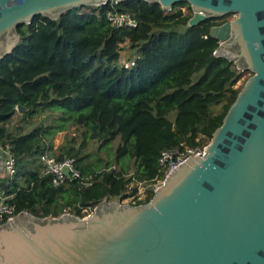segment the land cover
I'll list each match as a JSON object with an SVG mask.
<instances>
[{"label": "trees", "instance_id": "1", "mask_svg": "<svg viewBox=\"0 0 264 264\" xmlns=\"http://www.w3.org/2000/svg\"><path fill=\"white\" fill-rule=\"evenodd\" d=\"M177 5L108 0L17 25L20 41L0 60V145L10 146L17 165L0 175V192L17 216L84 217L104 199L133 195L134 205L148 203L164 175L163 151L210 142L248 70L217 54L210 32L225 18L191 26L192 14ZM112 9L132 13L138 26H113ZM61 131L64 143L54 151ZM46 152L74 157L81 177L54 184L40 159Z\"/></svg>", "mask_w": 264, "mask_h": 264}, {"label": "water", "instance_id": "2", "mask_svg": "<svg viewBox=\"0 0 264 264\" xmlns=\"http://www.w3.org/2000/svg\"><path fill=\"white\" fill-rule=\"evenodd\" d=\"M107 1L0 0V60L19 23ZM149 1L188 4L191 26L234 14L210 34L252 75L206 153L176 166L148 203L104 199L90 219L23 212L0 225V264H264V0Z\"/></svg>", "mask_w": 264, "mask_h": 264}, {"label": "built area", "instance_id": "3", "mask_svg": "<svg viewBox=\"0 0 264 264\" xmlns=\"http://www.w3.org/2000/svg\"><path fill=\"white\" fill-rule=\"evenodd\" d=\"M106 17L109 22L116 27L135 28L138 26V20L130 12H119L112 9L106 12ZM207 145L208 143H203L193 147L182 144L163 151L159 158V164L164 169V175L161 178H157L156 181L151 185V188L154 190V192L158 187L165 183L170 172L176 166L188 158L196 156L197 154L203 156L206 153ZM0 152L3 156L5 172H7L9 175L15 174L17 171L16 157L13 154L10 146L0 145ZM40 159L44 163L45 173L52 175L53 183L56 185H60L81 177V172L76 166L74 157H67L65 159L58 160L51 152H46L40 156ZM139 187H143L142 191L146 192V186L144 184L139 183L138 189ZM7 198L8 196L4 192H0V225L16 216L13 207L7 203ZM131 202L133 204L135 199ZM94 208H85L84 211L92 212Z\"/></svg>", "mask_w": 264, "mask_h": 264}, {"label": "rangeland", "instance_id": "4", "mask_svg": "<svg viewBox=\"0 0 264 264\" xmlns=\"http://www.w3.org/2000/svg\"><path fill=\"white\" fill-rule=\"evenodd\" d=\"M87 9H88L87 6H82V5H80V11L87 10ZM176 9H182L184 13H188V12H190V13L193 15V10H192V9H189V8H188V5H186V4H178ZM56 13H57V12H56ZM234 17H235L234 14H230V15H227L226 18L230 20V19H233ZM124 52H127V50H125ZM124 52H122V56H123V58H124V56H125ZM251 75H252V72H251V71H247V72L245 73L244 77L238 82L237 86L243 85L244 82L247 80V78L250 77ZM71 132L73 133L74 130L72 129ZM103 150H104V149H102L101 152H102ZM87 151L90 153V149H87ZM108 156L113 160V159L115 158V151L112 149V150H111V154L108 155ZM125 158H129V156H127V157H125ZM89 160H90V155H89ZM142 190H143V187H139L138 192H137L138 198H141V197H144V196H145V193H146V192H144V191H142ZM134 197H135V195H133V196H131V197H129V198H125V199H123L120 203H121V204L132 205V202H131V201L135 199ZM102 203H104V202H101L100 204H98L97 207H98L99 205H101ZM96 209H97V208H94V209L92 210V212H91V211L86 212V216H84V218H88V217H90V215L93 216V215L95 214V212H96ZM63 215H65V214H63ZM1 225H2V224H1Z\"/></svg>", "mask_w": 264, "mask_h": 264}, {"label": "crops", "instance_id": "5", "mask_svg": "<svg viewBox=\"0 0 264 264\" xmlns=\"http://www.w3.org/2000/svg\"><path fill=\"white\" fill-rule=\"evenodd\" d=\"M66 134L67 133L65 131H61L57 134V136L55 138V142H54V151H58L59 148L61 147V145H63ZM3 163H4L3 162V156H2V153L0 152V175L5 173Z\"/></svg>", "mask_w": 264, "mask_h": 264}, {"label": "flooded vegetation", "instance_id": "6", "mask_svg": "<svg viewBox=\"0 0 264 264\" xmlns=\"http://www.w3.org/2000/svg\"><path fill=\"white\" fill-rule=\"evenodd\" d=\"M226 17H227V16H225V17H223V18H225V20H228ZM4 39H5V38H4Z\"/></svg>", "mask_w": 264, "mask_h": 264}, {"label": "bare ground", "instance_id": "7", "mask_svg": "<svg viewBox=\"0 0 264 264\" xmlns=\"http://www.w3.org/2000/svg\"><path fill=\"white\" fill-rule=\"evenodd\" d=\"M86 219H90V218H86Z\"/></svg>", "mask_w": 264, "mask_h": 264}]
</instances>
